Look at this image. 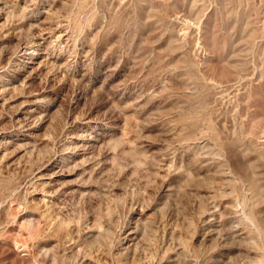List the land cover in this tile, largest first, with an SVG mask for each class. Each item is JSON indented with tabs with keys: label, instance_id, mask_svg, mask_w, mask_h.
Wrapping results in <instances>:
<instances>
[{
	"label": "rangeland",
	"instance_id": "374dc122",
	"mask_svg": "<svg viewBox=\"0 0 264 264\" xmlns=\"http://www.w3.org/2000/svg\"><path fill=\"white\" fill-rule=\"evenodd\" d=\"M0 264H264V0H0Z\"/></svg>",
	"mask_w": 264,
	"mask_h": 264
}]
</instances>
